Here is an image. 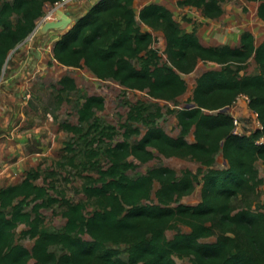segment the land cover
Returning a JSON list of instances; mask_svg holds the SVG:
<instances>
[{"label": "trees", "instance_id": "16d2710c", "mask_svg": "<svg viewBox=\"0 0 264 264\" xmlns=\"http://www.w3.org/2000/svg\"><path fill=\"white\" fill-rule=\"evenodd\" d=\"M57 1L0 0V76L10 51L36 29L46 3ZM224 1L179 0V5L196 6L204 16L215 18L223 14ZM259 1L258 14L264 19V0ZM134 3H94L55 41V58L66 66L88 67L100 79L112 78L165 100H175L186 92L188 83L182 73L192 72L200 61L218 67L204 70L197 78L189 98L192 106L175 110L181 126L177 136L157 123L156 114H145L144 102L132 106L129 118L149 127L141 139L131 142L132 134L141 130L127 126L125 139L107 149L110 165L94 164L99 176H85L83 192L94 204L91 211L84 200H70L64 192L54 196L47 184L37 182L42 177L37 168L20 182L0 188V264H29L32 258L38 264H177L175 255L190 257V264H263L264 204L235 212L234 199L264 182L258 178L255 164L264 159V142H258L264 136V39L257 44L255 34L245 30L238 45L205 44L196 27L184 28L170 8L152 1L140 9L139 17L163 31L167 53L163 61L154 46L156 36L142 29ZM252 58L258 71L247 73ZM60 83L64 90L78 88L76 79L68 74ZM242 94L248 96L249 106L263 126L250 134L234 133V116L223 110ZM97 108H105V96L88 95L79 109L81 124L65 127L82 132L83 123L92 119V125L98 126ZM102 131L105 133V127ZM191 133L193 140L188 139ZM150 147L191 156L207 166L198 203L180 201L199 180L192 169L179 175L175 168L161 164L147 173L129 175L128 170L135 167L129 157L148 161L154 156ZM220 151L227 160L225 168L214 166ZM68 161L74 164V156ZM156 181L159 187L154 191ZM154 192L157 201L152 200ZM59 201L67 205L64 227L42 229V208ZM28 204H32L30 209ZM21 223L29 226L23 233L35 239L31 248L17 240ZM180 224L191 230L182 231ZM168 229L178 230L173 238L168 237ZM214 235L216 240H205ZM53 246L64 251L59 254Z\"/></svg>", "mask_w": 264, "mask_h": 264}, {"label": "rangeland", "instance_id": "374dc122", "mask_svg": "<svg viewBox=\"0 0 264 264\" xmlns=\"http://www.w3.org/2000/svg\"><path fill=\"white\" fill-rule=\"evenodd\" d=\"M152 1L170 8L184 28L192 30L196 27L205 44L230 43L238 45L241 34L245 30H250L255 34L257 44L264 39V19L258 14L259 0H225L223 14L215 18L204 16L202 9L196 6L179 5V0H135L134 8L139 24L143 30H150L155 34L154 46L162 54L163 61L167 60L166 38L163 31L153 29L139 17L141 7ZM45 35L38 37L33 35L26 38L8 55L0 82L5 78L12 80L10 83H13L14 86L10 87L11 94L7 95L11 100L14 96L17 97V101L20 100L19 109H22L23 112L17 116H11L10 124L7 126L10 131L9 135L5 134L8 133L7 131H2L0 137L4 138L3 147L5 149L10 146L13 148L12 155L10 152L9 156L16 157V155L23 154L26 156V160L29 162L27 172L32 168L40 170L42 177L37 182L47 184L54 196H61V193L64 192L70 200H84L88 204V211H91L94 204L83 192L85 176H99L97 169L92 168L94 164L110 165L107 149L110 145H115L125 139L124 132L127 126L137 127L141 130L140 133L132 134L131 142L141 139L149 127L144 121L129 118L132 106L144 102L146 105L145 114H156L157 123L168 133L177 136L180 134L181 126L175 110L191 104L189 98L193 95L197 76L204 70L218 67V65L210 61H200L192 72L182 73L188 83L184 94L175 100L159 99L149 95L145 90L127 88L112 78L100 80L91 77L86 69L50 71L41 68L38 71L41 61L38 60L35 63L30 54L32 47H45L42 40ZM23 48L27 50V53L21 55L20 52ZM257 71V62L255 58H252L246 72L255 73ZM66 74L75 76L78 84L77 89H63L60 79ZM91 94L105 96V108L96 109V125L98 126L92 125L94 122L92 119L91 122L83 123L82 132L67 129L66 124H81L79 109L85 98ZM246 100L245 97L237 100L228 111H233L241 120L242 133L250 134L260 127L261 122L257 113L251 109ZM158 112L161 113L160 116L157 115ZM107 126L114 128H107ZM103 127H105V133L102 131ZM109 133L113 136H110ZM8 136L13 138L17 144L7 142L5 138ZM193 137V133H191L188 139L192 140ZM70 146L72 147L70 148ZM14 147L18 148L16 152H14ZM150 148L153 150L154 156L148 161H142L134 155L129 157L135 162V167L128 170L129 175L135 177L147 173L150 168L161 164L175 168L179 175H182L183 170L187 168L192 169L198 173L199 180L196 181L194 190L182 196L180 201L186 204L198 203L202 199V176L207 171V166L191 156L166 154L155 147ZM96 151L98 153L94 154ZM71 156H74V164L68 161ZM94 161L97 163H92ZM255 164L258 169V178H264V159H258ZM214 166L218 168L227 166V160L222 151L217 154ZM158 187L159 182L156 181L154 191ZM152 200L157 201L155 192L152 195ZM177 203L175 202V204ZM263 204L264 182L262 181L255 188H248L234 199L235 212L244 208L259 209ZM31 206L32 204H28L27 208L30 209ZM66 208L67 205L64 201L42 208V229L50 231L62 229L67 222V218L63 214ZM28 227L25 223H21L17 227V240L31 248L35 239L23 233ZM180 228L187 232L191 230V227L185 224H180ZM177 231V229H168V237L173 238ZM84 237L90 239L88 234H84ZM205 240H216V236L207 237ZM52 248L59 254L64 251L61 246ZM175 259L177 264L191 263L190 257L175 255ZM29 264H38V262L32 258Z\"/></svg>", "mask_w": 264, "mask_h": 264}, {"label": "crops", "instance_id": "0c3cea01", "mask_svg": "<svg viewBox=\"0 0 264 264\" xmlns=\"http://www.w3.org/2000/svg\"><path fill=\"white\" fill-rule=\"evenodd\" d=\"M97 1H99V0H71L62 6L65 10L71 12V15L74 17V22H75V20L77 18L81 17ZM51 6H52V4L47 2L45 5V7H46L45 12H47V10H49ZM51 18L54 19L55 15L53 14L51 16ZM39 20H41V19H39ZM62 32L59 30L51 29L50 31H48L46 33L45 36H43L42 40H43V44L45 47L39 48L41 51V55H40V58L38 60H40L41 63L39 64L38 71L41 70V68H43V69L45 68V69L50 70V71H57V70L65 71L68 69H86L90 73V74L88 73L89 76L100 79V78L96 77L94 75V73H92V71L88 67L82 68V67L66 66V65L60 63L55 58L53 47H54L55 41L57 40V38L60 37ZM22 51H24V52H22ZM31 51L32 52L30 54L31 55L30 57L32 58V60L35 63H37L38 60L35 61L36 55L34 53L33 47H32ZM20 53H21V55H24V53H27V50L23 48ZM212 63H214V62H212ZM22 64H24V63H22ZM199 76H200V74L197 77H199ZM73 77L75 78V76H73ZM100 80H104V79H100ZM11 81L12 80H9V79L7 80V78H5L0 82V132L7 131L8 133H5L6 135H9V132H10L8 130L7 126H9V124H10L11 116H17V114H20L21 112H23L22 109H19L20 104H21L20 100L17 101L16 96H14L13 100H11V98H9V96L7 95V94H9V95L11 94L10 93L11 92L10 87L14 86L13 83H10ZM196 82H197V79H196ZM242 97L246 98V96H240L238 98V100L241 99ZM7 100H8V102H7ZM246 101H247V103H249L248 99ZM231 113L233 114V116L236 115L235 113H233V111ZM1 117H2V119H1ZM5 139L7 142H13L14 145L17 144V142L13 138H11L10 136L6 137ZM3 140H4V138L0 137V188H2L3 186H7L9 184H14V183L20 182L26 175L27 167H28V163H29L26 160V156L24 154L20 155V156L16 155V157L15 156H13V157L9 156V154L13 150V148L10 146L7 149H5L3 147V143H4ZM17 150H18V148L14 147V152H16ZM11 155H12V152H11ZM30 164H31V162H30Z\"/></svg>", "mask_w": 264, "mask_h": 264}, {"label": "water", "instance_id": "95a60500", "mask_svg": "<svg viewBox=\"0 0 264 264\" xmlns=\"http://www.w3.org/2000/svg\"><path fill=\"white\" fill-rule=\"evenodd\" d=\"M54 14V19H48L39 24V27L34 33L35 36H42L51 29L66 31L73 25L74 17L71 15V12L65 10L62 6L56 7ZM34 53L36 55L35 61H37L40 58L41 51L39 48L35 47ZM189 106H192V104H190ZM229 108L230 106H226L223 108V110H228Z\"/></svg>", "mask_w": 264, "mask_h": 264}, {"label": "built area", "instance_id": "2783aa9c", "mask_svg": "<svg viewBox=\"0 0 264 264\" xmlns=\"http://www.w3.org/2000/svg\"><path fill=\"white\" fill-rule=\"evenodd\" d=\"M69 1H71V0H60V1H57L55 4H52V6L50 7V9L47 10V12H45V14H44L45 16L43 15L44 17L38 22V25H37L36 29L39 27V24H41L45 20L52 19L51 16L55 13L56 7L62 6V5L66 4ZM36 29L32 32V34H30L31 36L27 37V39L30 38V37H32L34 35ZM241 96H246V98L249 101V98H248L247 95L242 94ZM241 127H242L241 120L239 119L238 116L234 115V128H233V132L234 133H237V134H242ZM260 127H263L262 124L260 125ZM258 142H264V136L262 138H260V140H258Z\"/></svg>", "mask_w": 264, "mask_h": 264}]
</instances>
